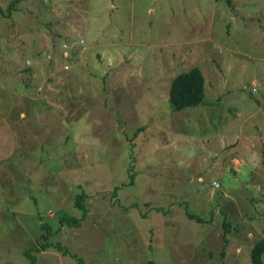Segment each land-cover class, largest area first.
I'll use <instances>...</instances> for the list:
<instances>
[{
	"label": "rangeland",
	"instance_id": "374dc122",
	"mask_svg": "<svg viewBox=\"0 0 264 264\" xmlns=\"http://www.w3.org/2000/svg\"><path fill=\"white\" fill-rule=\"evenodd\" d=\"M15 5L0 12V264H28L42 234L81 261L48 249L34 264H251L264 0ZM193 67L204 99L173 110L170 82Z\"/></svg>",
	"mask_w": 264,
	"mask_h": 264
},
{
	"label": "trees",
	"instance_id": "16d2710c",
	"mask_svg": "<svg viewBox=\"0 0 264 264\" xmlns=\"http://www.w3.org/2000/svg\"><path fill=\"white\" fill-rule=\"evenodd\" d=\"M19 0H13L8 4L7 13L4 12L2 7L0 6V12L3 15H9L11 11L15 9V2ZM204 76L197 67H193L187 72L176 75L170 82L169 91H168V101L173 110L179 111L186 107H193L202 102L205 95L204 90ZM85 196L84 194H79L76 196V206L83 210V214H85V207L82 203V198ZM189 217L196 218L200 220V218L196 217L193 214H189ZM79 219L63 214L59 219V223H66L68 226L78 225ZM43 227V226H42ZM58 230V229H57ZM43 240L42 243L36 244L37 248L33 246L31 249L25 251L24 255L27 257L29 263L34 264L35 258L34 254H38L43 251H48V249H54L57 252L61 253L63 257L69 256L74 260H78L80 263V259L76 257L74 254H70L68 250H65L64 246L60 242L50 243L47 239L46 234H42L39 237ZM224 238V237H223ZM38 243V242H37ZM264 253V239L257 241L250 250V261L251 264H264L262 261V254ZM33 254V255H32ZM76 263V264H79ZM146 264H156L153 261H149Z\"/></svg>",
	"mask_w": 264,
	"mask_h": 264
},
{
	"label": "crops",
	"instance_id": "0c3cea01",
	"mask_svg": "<svg viewBox=\"0 0 264 264\" xmlns=\"http://www.w3.org/2000/svg\"><path fill=\"white\" fill-rule=\"evenodd\" d=\"M231 162L234 164V166L236 167L235 168V171H237V169L239 167L242 166V164H244V162H242L239 158H231ZM202 178H199V180H201ZM257 188H259V185H257ZM40 253H43V252H40Z\"/></svg>",
	"mask_w": 264,
	"mask_h": 264
},
{
	"label": "built area",
	"instance_id": "2783aa9c",
	"mask_svg": "<svg viewBox=\"0 0 264 264\" xmlns=\"http://www.w3.org/2000/svg\"><path fill=\"white\" fill-rule=\"evenodd\" d=\"M212 184H213V186H218L219 185L218 182H216V181H213Z\"/></svg>",
	"mask_w": 264,
	"mask_h": 264
}]
</instances>
